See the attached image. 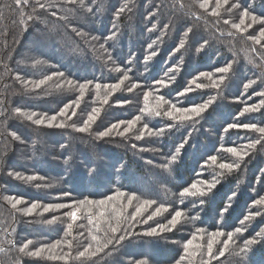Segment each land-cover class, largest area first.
I'll return each instance as SVG.
<instances>
[{
    "label": "trees",
    "instance_id": "obj_1",
    "mask_svg": "<svg viewBox=\"0 0 264 264\" xmlns=\"http://www.w3.org/2000/svg\"><path fill=\"white\" fill-rule=\"evenodd\" d=\"M202 2L84 0L81 6L61 0H39L45 5L40 8L35 0L19 7L15 0H0V264H81L73 259L27 257L18 248L27 240L33 241L30 250L56 240H69L72 247L57 249L56 254L70 253L76 257L91 242L86 239L89 224L83 214L71 234L66 235L69 221L62 219L55 224L46 221L53 216L63 217L68 209L43 213L41 208L30 216L18 209L37 201L42 205L67 203L69 198L63 197L64 193H70L72 199L99 200L116 191L135 193L139 199L133 201L134 206L144 200L155 201L144 219L161 204L167 211L148 224L130 228L132 236L123 231L117 233V236L125 235V240L119 244L113 241L86 264H134L135 261L176 264L186 255L183 246L193 235L198 237L195 243L206 244L210 233L232 232L241 226L245 216L257 211L261 215L245 221L247 230L235 238L236 243L230 244L224 257L213 260L212 264H264V206L253 203L264 195V140L250 149L243 161H236L222 150L242 147L260 136L243 129L225 131L228 124L264 126V107L237 118L245 106H259L264 100L259 95L264 92V39L260 44L249 39L259 36L264 23L252 24L245 32L231 26L239 23L244 8L258 19L264 17V0H229L219 9L218 17L212 15L215 0H211L207 10L199 7ZM50 3H59V7L49 8ZM235 4L240 7H233ZM122 7L124 11L116 15ZM28 16L34 19L28 20ZM225 20L229 23L225 24ZM113 32L115 37L109 38ZM153 52L156 55L146 60ZM229 63L232 68L224 74L223 83L219 88L214 87L213 81L220 76L215 69ZM170 69L174 70L170 72ZM61 72L63 77L53 75ZM201 72L212 73V78L199 76ZM48 76L53 79L33 88L34 83ZM171 76H175L174 81L169 79ZM159 79L167 80L168 86L155 85ZM193 79L196 85L191 84ZM122 80L123 85L108 95L107 104L103 103L105 90L102 88L98 96L95 84L114 85ZM89 81L92 83L82 93L79 85ZM249 81L255 83L246 87ZM201 84L205 85L203 89L197 87ZM133 85L137 87L129 92ZM188 86L193 87L192 93L177 95ZM149 90L153 92V106L161 96L170 102L164 104L162 112L172 103L189 107L215 99L200 118L177 123L163 114L142 113L144 95ZM76 101L79 106L68 113L71 115L75 110L76 115L63 120L66 127L34 123L35 119L45 114L51 117ZM125 101L128 103L119 106ZM18 108L28 114L35 112L37 116L30 121L16 113ZM96 108L100 112L89 132L76 131ZM138 115H142V120L124 137L98 138V133L112 123L132 120ZM145 123L147 130L143 129ZM160 128L166 129L163 135H148L149 130L155 132ZM139 130L144 131V136L137 140ZM185 139L187 143L176 153ZM173 155L177 156L175 161L171 159ZM212 155L217 156L216 165L208 160ZM222 162H239L240 167L218 177L220 182L204 197L180 195L196 181H211L220 172L218 165ZM16 172L43 179L21 180L15 177ZM8 197L23 198L25 202L13 209ZM228 204L231 206L221 215ZM134 206L126 209L128 215L135 211ZM177 210L183 215L172 231L158 237L141 235L157 223H167ZM104 227L102 224L101 229ZM254 237L261 242L250 245L247 254L241 253L243 241ZM218 239L222 244L226 235ZM219 247L216 245L214 251ZM193 262L201 264V257L195 256L182 264Z\"/></svg>",
    "mask_w": 264,
    "mask_h": 264
},
{
    "label": "snow or ice",
    "instance_id": "obj_2",
    "mask_svg": "<svg viewBox=\"0 0 264 264\" xmlns=\"http://www.w3.org/2000/svg\"><path fill=\"white\" fill-rule=\"evenodd\" d=\"M36 4L40 8H44L45 5L39 3V0H35ZM61 2L66 4H77L79 3L81 6H84V0H61ZM229 0H215V7L212 10L213 16H220L221 7L223 5L228 4ZM29 0H15V5L17 7L21 5H28ZM211 4V0H203L202 3H200L199 7L207 10ZM49 8L53 7H59V3H50L48 5ZM233 7L239 8V4L233 5ZM91 11V9H88ZM35 11V9H33ZM124 11V8H120L116 15H119L121 12ZM230 11V9H229ZM53 16L56 15L55 12L52 13ZM39 17H36L38 19ZM28 20H33V16H28ZM251 20V23H247L248 20ZM257 22L264 23V17L257 18L255 15H252L247 8H244L239 23H233L231 26L232 28L240 31L245 32L248 28L252 27V24H255ZM225 24H228L229 21L225 20ZM167 27V26H165ZM115 28V25H114ZM189 32H191V29H188ZM78 35H82V33H77ZM115 32H113L112 36L109 38H114ZM93 40L98 39L97 37H92ZM249 39L253 40L255 43L260 44L261 40L264 39V28L261 29L259 36H250ZM153 43H156V41H153ZM184 45L181 43L180 47L182 48ZM100 47L103 49L104 45L101 44ZM149 48L152 47V44L148 45ZM178 50V49H177ZM107 51V49H105ZM156 53L153 52L151 55L146 57V60H151L153 56H155ZM232 68V64L229 63L226 66L218 67L215 69L216 73H219L220 76L218 80L213 81V86L216 88L220 87V84L223 83L225 79V75L227 74L230 69ZM174 69H170L169 71H173ZM54 76L63 77L64 73H55ZM165 75H168L167 73ZM199 76L207 77L209 79L212 78V73L209 72H201L199 73ZM53 79V76L45 77L44 79L39 80L38 82L34 83L32 86L34 89L40 88L41 85H44L47 83V81H50ZM127 79V77H125ZM170 80L174 81L175 76L169 77ZM23 83H29L27 81H23ZM69 83H72L69 81ZM92 83L91 81L80 84L79 88L81 92L83 93L86 88L88 87V84ZM255 83V81H249L246 87L251 86V84ZM192 85H196V79H193L191 81ZM123 85V80L120 81L119 84L114 85H102L100 83L95 84V89L97 91V95H100V90L103 88L105 90L104 96H103V103L107 104L108 102V95L117 89H119ZM155 85H158L159 87H167L168 81L165 79H159L155 81ZM137 87V85H133L131 88L128 89L129 92L133 90V88ZM198 88L203 89L205 85H197ZM194 91L193 87L188 86L184 89V91L177 93L178 96H186L189 93H192ZM259 95L264 96V92L259 93ZM153 98V92L149 90L144 95V108L142 109V113H147L148 115H155V116H161L162 114L168 118H170L172 121H175L177 123L182 122H192L196 120L197 118H200L202 114L205 112V110L213 103L214 97L209 99L208 101L201 103V104H195L189 107H177L176 104L172 103L170 105V108L167 111H163L164 104L170 103L169 101H166L164 97H157L156 103L153 106L151 103V100ZM125 103H128L127 101L122 102L119 106H123ZM75 107L79 106V102H73L72 104H66L63 108L60 109L59 113L52 115L51 117L41 116L38 119L34 120V123L36 125H43L46 127H59L64 128L66 127L63 120L65 118L71 119L72 116L76 115L75 110L71 111V115H69V110L73 109ZM260 107H264V100L260 101V105H248L245 106L240 113L237 114V118L240 116H243L247 113H253L260 110ZM100 112L99 108H96L92 111L91 114L88 115L87 120L83 121V124L79 128H75V125H70V127H74L76 131L81 133H87L89 132L92 123L95 122L97 118V114ZM16 113L19 115H25L28 120L32 121L34 117L37 116V113L33 112L31 114L24 113L21 111V109H16ZM58 117L60 118V122L57 123ZM142 120V115L136 116L132 120L128 121H118L116 123H112L105 131H101L98 133V138H111L113 135L124 137L126 133H130L133 128ZM173 125H167L166 127L170 128ZM121 127H123V131H120ZM143 129H148V124L145 123L143 125ZM230 129H243L245 131L255 132L259 133L260 136L256 140H252L246 145L242 147L238 146H231L227 147L225 149H222L223 151L229 153L231 156L236 158V161H243L245 157L249 155V150L254 149L256 145L261 144V141L264 140V126H260L256 123H231L228 124L225 131H228ZM165 128H160L159 130L153 132L148 131V135L150 136H161L165 132ZM144 136V131L139 130V135L136 136V139L139 140ZM187 143V139H185L179 147L176 148V153H179L180 150L183 148L184 144ZM61 147H64L61 145ZM135 147V145H133ZM148 150V149H144ZM173 161L177 159L176 155H173L171 157ZM208 160L211 162L212 165H216L217 162V156L212 155L208 157ZM240 167L239 162H222L219 163L218 168L220 169V172L215 173L212 177L211 181L202 180V181H196L191 184L190 187H186L183 189V191L180 193L182 197H204L208 195L220 182L219 178H222L225 173H231L235 170H238ZM9 175H13V173H9ZM15 177L21 180H28V181H34L37 179H43V177H38L36 175L32 176H22L19 172L14 173ZM219 177V178H218ZM40 185H37L39 187ZM233 196H235V193H233ZM63 197H68L69 201L67 203H48L42 205L39 201L32 202L29 206L24 207L22 209H18V211L22 212L25 216H30L37 212L38 209L42 208L43 213L48 212H56L61 209H68V211L63 213V217L60 216H53L51 220L46 221L48 224H55L58 221L67 220L69 221L67 223V233L66 235L71 234V230L74 227V224L77 220L81 219V214H83L87 220H88V237L86 239H89L91 242L87 244V246L83 247L82 251H79L76 257H71L70 253H63V254H56L57 249H63V247L67 246L69 249L72 247V242L69 240H56L53 243L49 244H42L39 248H35L34 250H30V246L33 245L32 240H27V242H24L21 247L18 248V252L23 254L27 257L32 258H44L49 259L53 261H68L69 259L78 260L81 262V264H86L88 260H91L93 257H96L99 253L103 252L104 249L108 248L110 244H113V241H115L116 244H119L121 241L125 240V235H119L117 236V233L124 232L127 236H132L133 232L129 231L130 228H133L136 224H148L149 221L154 220L155 216H158L162 213V211H167V209L164 208V205L161 204L160 207L156 209V211L150 215L147 216L146 219H144V214L147 212L148 208L151 207L155 201L153 200H144L135 206L133 205L134 200H138L139 198L135 195V193L128 195L121 191H116L113 195L106 196L103 199L94 200L89 198L84 199H72L70 193H64ZM63 197H60V199H63ZM9 202L12 205L13 209H17V206L24 203L25 201L23 198L17 199L15 197H8L7 198ZM127 201L126 203L124 201ZM183 203V201H181ZM253 203L257 206H264V195L260 196L258 199L254 200ZM135 207V211L128 215L126 213V209L129 207ZM231 205L228 204L221 212V215L227 211V209ZM183 213L180 210L175 211L174 215L170 220L167 221L165 224H159L157 223L156 227H149L147 228L141 235L149 236V237H158L162 233L170 232L172 229L176 227V225L180 222V218L182 217ZM261 215V212L257 211L255 213H249V215L245 216L244 219L240 222L241 226L236 227L234 231L224 233L222 231H215L209 234V239L206 244H199L195 243V241L198 239L197 235H193L190 239L186 241L184 244V252L185 256L181 257V260L176 261V264H182V261H187L190 258H193L195 256L201 257V264H212L213 260L219 261L220 257H224L225 253L229 250L230 244L236 243V237L242 236L243 233L247 230L245 221H250L253 219L254 216ZM104 225V229H101V225ZM127 226V227H126ZM100 235L99 233H101ZM198 232H203V229H198ZM81 236H83V233H80ZM226 239L222 242L219 241V237L225 236ZM257 236L260 234L257 233ZM199 239H203V236H200ZM261 241L256 239L255 237L252 239H247L243 241V247L240 248L241 253H248L250 251V245H255L257 243H260ZM216 245H220L218 251H214V247ZM207 256L208 260H204L203 257ZM134 264H146L145 261H135ZM194 264V262H193Z\"/></svg>",
    "mask_w": 264,
    "mask_h": 264
}]
</instances>
